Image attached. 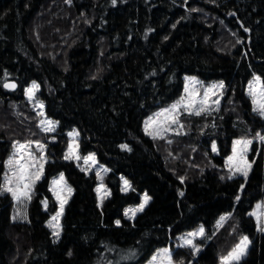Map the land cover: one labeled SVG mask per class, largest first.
<instances>
[{
  "label": "trees",
  "instance_id": "1",
  "mask_svg": "<svg viewBox=\"0 0 264 264\" xmlns=\"http://www.w3.org/2000/svg\"><path fill=\"white\" fill-rule=\"evenodd\" d=\"M254 74L264 83V0H0V185L16 143L41 141L48 156L21 218L0 192V264H141L167 244L178 264H219L242 236L250 245L235 264H264L249 214L264 195V117L245 92ZM189 75L222 81L220 105L181 114V133L145 134L144 119ZM31 82L53 133L25 98ZM72 129L81 153L107 168L101 201L96 174L64 158ZM237 138L254 140L247 177L224 165ZM61 172L72 194L57 239L49 181ZM143 193L148 204L127 217ZM201 225L198 252L173 244Z\"/></svg>",
  "mask_w": 264,
  "mask_h": 264
},
{
  "label": "snow or ice",
  "instance_id": "2",
  "mask_svg": "<svg viewBox=\"0 0 264 264\" xmlns=\"http://www.w3.org/2000/svg\"><path fill=\"white\" fill-rule=\"evenodd\" d=\"M115 3V0H113ZM194 78L190 79L189 84L185 87L186 96H182L179 101L172 104L170 108L164 109L161 112L157 113L154 117L149 118L145 123V131L147 134L152 135L154 138L162 137V134L171 131L172 125H178L180 128L183 127L180 124V109L183 107L184 112L188 114L200 115L202 112L207 111L211 108L212 105L218 104L219 100L212 98L216 96V89H222L224 87L223 82H220L218 85H212L209 88L204 89L203 96L201 97L198 90L194 87L196 84ZM4 88L14 89L16 88L15 83H4ZM39 89V85L36 82H33L31 87L26 89V95L31 100L35 96V92ZM249 95L252 98V103L254 105V110L258 111L259 114L264 117V83H261L260 77H254L253 81L249 82ZM37 106L41 109L39 115L43 116L44 113L43 103L38 102ZM40 125L45 132H52L55 130V122L52 120L41 119ZM73 136H77L78 133H72ZM257 138L261 141H264V135L257 133ZM37 146L40 149L44 148V145L36 142ZM252 144L251 140H236L233 142V154L228 157L227 166L229 170L233 173H241L245 177L248 175V170L251 167V164L245 159V155L248 151L249 145ZM30 144H19L17 146V152H24ZM79 145L73 142L69 145L68 154L65 155V159H80L78 155ZM122 148H127V145H122ZM212 150H216V145L213 143ZM30 159L33 161L32 164L25 166L21 164L20 159H16L15 156L7 161L9 168L12 170V175H5L4 184L0 185V192L11 193L14 199L20 200L22 197L31 199V189L35 182L40 179L43 174V163L40 161L44 160V156L41 155L39 160H36L34 156H31L29 153ZM86 164L91 161L92 164L96 163L95 155L90 154L83 158ZM235 162V163H234ZM37 164L39 167L37 171L30 172L29 168H36ZM99 176L100 174L97 173ZM64 181L63 174H61L58 181H53V192L56 195V199L60 202V210L51 218L49 221V226L53 229V236L57 239L60 236L61 225L59 223L60 217L63 214L64 205L67 203V197L62 195V191H66L69 195L71 194L72 189L70 187H65L62 191H57L56 186L62 184ZM131 188L130 183L127 180H124V187L122 191H128ZM98 193H103L101 200L110 195V193L103 188V184L97 188ZM183 193H181L182 195ZM151 197L145 193L142 199V202L135 208H129L125 210V215L134 217L137 212L143 211L144 207L148 204ZM239 199V197H237ZM47 205V201L44 202ZM250 215L255 216L257 220V227L260 232H264V204H258L256 209L250 213ZM227 219L226 216H221L218 224H222L223 221ZM119 224V221H116ZM204 236V228L201 226L198 231L191 232L187 234V238L184 239V245L190 246L194 252H198L200 249L192 239V237ZM250 244L249 238L243 236L240 239V242L229 252L226 256L221 257V264H234L238 262L241 258L246 255L248 246ZM153 264H172L171 254L168 249L161 251L160 256L153 257Z\"/></svg>",
  "mask_w": 264,
  "mask_h": 264
},
{
  "label": "rangeland",
  "instance_id": "3",
  "mask_svg": "<svg viewBox=\"0 0 264 264\" xmlns=\"http://www.w3.org/2000/svg\"><path fill=\"white\" fill-rule=\"evenodd\" d=\"M257 76H258V75H256V74L252 75L251 78L249 79V81L247 82L246 86H245V92H246V94L250 97L251 102H252V98H251V96L249 95V82H250V81H253L254 77H257ZM258 77H259V76H258ZM192 78H194V79L196 80V82H197V83L195 84L194 87L198 90V92H199V94H200L201 97L203 96L204 89L209 88V87L212 86V85H218L220 82H222V81H220V80H209V81H205V80H203V79H201V78H199V77H197V76H193V75L185 76V77H184V80H183L182 90H181V93H180L179 97H177L176 99L171 100V101L168 102L167 104H164V105H162V106L156 108L155 110H153L152 112H150L149 115L144 119V121H143V123H142V131H143L145 134H147L146 131H145V123H146V121H148L149 118L154 117L157 113L161 112L162 110L167 109V108H170V106H171L172 104L176 103L177 101H179V100L181 99L182 96H186V93H185V87H186V85L189 84V81H190V79H192ZM32 83H33V82H31V83L25 88V90H24V94H25V98L29 101L31 107L33 108V110H34V112H35V114H36V116H37V125H38V127L43 131V128H42V126L40 125V121H41V119H47V120H51V119H49V118L46 116V114H45V112H44V103H43V102L37 97V91L35 92V96H34V98L31 99V100H30V99L28 98V96L26 95V89H28L29 87H31ZM261 83H263L262 80H261ZM223 85H224V84H223ZM215 91H216V96H214L212 99H213V100L218 99V100H219V103H218V104H215V105H212L211 108H210L209 110L204 111V112H209V111L215 110V109L220 105V103H221V101H222V98H223V96H224V94H223V88H222V89H216ZM38 102H42V103H43V109H42V111H43V113H44L43 116L39 115L41 109L37 106V103H38ZM252 106H253V109H254V105H253V103H252ZM255 111H256V110H255ZM256 112L259 113L258 111H256ZM183 113H186V112H184L183 107H181V109H180V115L183 114ZM187 114H188V113H187ZM54 122H55V127H56L57 123H56V121H54ZM172 129H173V130H171V131H167V132L163 133L162 136H163V135H166V134H178V133H181V130H182L178 125H172ZM43 132H45V131H43ZM53 132H54V131H52V132H45V133H53ZM74 132L77 133V130H76V129H72V130H70V131L68 132V137H69V139H68V143H67V148H66L65 153H64V158H65V155L68 154V151H69V145H70V144H73L74 141H75V143H77V137H78V135H77V136H73L72 133H74ZM147 135H149V134H147ZM149 136H152V135H149ZM152 137H153V136H152ZM242 139H246V140H251V141H252V144L249 145V147H248V151H247V153H246V155H245V159L247 160V162H248L249 164H252V157H251V155H252V148H253V141H254V140H252V139H247V138H237V139H234V140L232 141L231 152L225 157V161H224L225 163H224V165L226 166V168H227L228 170H229V168H228V166H227V160H228V157L231 156V155L233 154V142L236 141V140H242ZM257 141H259V142H261V143L264 144V141H261V140L258 139V138H257ZM36 142H39L40 144L44 145V148H43V149H40V148L37 146V143H36ZM19 144H30V147H28L24 152H17V146H18ZM77 144H78V143H77ZM212 145H213V144H212ZM212 145H211V150H212ZM212 151H213V150H212ZM215 151H216V150H215ZM215 151H213V152H215ZM29 153L31 154V156H34V157L36 158V160H39V158H40L41 155L44 156V160H43V161H40V163H43V174L41 175L40 179L43 177L44 172H45L46 162H47V160H48V156H47V154H46V145H45V143H43V142H41V141H27V142H21V143H16V144L12 147V152H11L10 156L7 158V160H6V162H5L4 173H3V177H2V181H3V182H2V185L4 184L5 175H6V174L9 175V176L12 175V170L9 168V165H8L7 161H8L9 159L13 158L14 156H15L16 159H20L21 157H23V159H20L21 164H24L25 166H28V165H30V164L33 163V161L30 159ZM78 155L80 156V159H79V160H77V159H69V160H73L76 164L81 165L85 171H87V172H88V171H93V172L96 174V176H97V178H98V184H97V186H96V194H97V198H98V200L101 201V196H102L103 193H102V192H101V193H98V192H97V188L100 187L101 184H103V182H102V175H103L104 172L107 170V168H106L103 164L99 163V161L97 160L96 157H95V159H96V163H95V164H92L91 161H89V163L86 164V163L84 162V159H83V158L86 157V156H88V155H90V154H87V155H86V154L81 153L79 147H78ZM234 163H235V162H234ZM38 167H39V164H37L36 168H29V171H30V172H35V171H37ZM250 168H251V167H250ZM229 171H230V170H229ZM249 171H250V169L248 170V173H249ZM97 173H99L100 175L98 176ZM230 173H231L232 175L244 176V175H242L241 173L233 174L231 171H230ZM61 174H63L64 181H63L62 184L56 186L57 191H62L65 187H70V188L72 189V186H71V185L69 184V182L66 180L65 175H64V173H62V172L59 173V174H57L56 176L52 177V178L50 179V181H49V190H50V193H51L53 199L55 200V202H56V204H57V207H56L55 211L52 213V215L50 216V218H49L48 221H47V226L51 229L52 232H53V229L49 226V221H50L51 218H52V217H53V216H54V215L60 210V202L56 199V195H55L54 192H53V187H54V185H53V181H58V180L60 179ZM244 177H245V176H244ZM40 179H39V180H40ZM39 180H37V181H39ZM124 180H127V179H126L125 177L121 176V178H120V181H121V189H123V187H124ZM127 181H128V180H127ZM128 182H129V181H128ZM35 183H36V182H35ZM103 188L106 189V190L110 193L109 189L106 187L105 184H103ZM32 189H33V187H32ZM32 189H31V191H32ZM30 193H31V192H30ZM9 194L11 195V193H9ZM71 194H72V191H71ZM71 194H70V195H71ZM144 194H145V193H143V194L141 195V200H140V202H139L137 205H135V206H131V207H128L127 209L137 207V206L142 202V199H143ZM62 195L67 197V201H68V199L70 198V195H69L66 191H62ZM11 196H12V195H11ZM107 196H108V195H107ZM105 197H106V196H105ZM12 199H13V201H14L13 217L16 218V219L21 218V216L24 215V209H25L26 201H27L28 199L22 197L20 200H16V199L13 198V196H12ZM258 204H264V195H263V197H262L259 201H257V202L254 204V206H253L252 209L250 210L249 214L252 213V212L256 209V206H257ZM64 206H65V205H64ZM63 211H64V209H63ZM137 213H138V212H137ZM62 215H63V214H62ZM251 216H252V215H251ZM127 217H130V216H127ZM252 217L254 218V220H255V222H256V224H257L256 217H255V216H252ZM61 218H62V216L60 217V220H59L60 225H61ZM130 218H132V217H130ZM201 226H202V225H201ZM201 226H199V227H198L197 229H195V230L188 231V232H184V233H181V234L177 235V237L173 239V244H174V245H179V246H186V245H184V239L187 238V234H188V233H191V232L198 231L199 228H200ZM202 227H203V226H202ZM203 228H204V227H203ZM257 229H258V227H257ZM60 233H61V230H60ZM204 234H205V228H204ZM202 237H203V236L192 237L194 243H195L196 245H198L199 249H200V246H201V245H200V239H201ZM242 237H243V236H242ZM240 239H241V238H240ZM249 241H250V240H249ZM239 242H240V240L237 242V244H238ZM237 244H235V246H236ZM249 245H250V244H249ZM235 246H234V247H235ZM186 247H190V246H186ZM248 247H249V246H248ZM190 248H191V247H190ZM164 249H168L169 252H170V254H171L170 244H167L166 246H162V247L158 248V249H157V250H156V251H155V252H154V253H153V254H152V255H151L146 261H145V262H143V263H141V264H153V257H154V256L159 257L161 251L164 250ZM191 250L193 251L192 248H191ZM231 251H232V250H231ZM231 251H230V252H231ZM193 252H194V251H193ZM194 253H195V252H194ZM228 253H229V252H228ZM171 258H172V257H171ZM235 263H236V262H234V264H235ZM172 264H178V263L174 262L173 259H172ZM219 264H221V260H220Z\"/></svg>",
  "mask_w": 264,
  "mask_h": 264
}]
</instances>
